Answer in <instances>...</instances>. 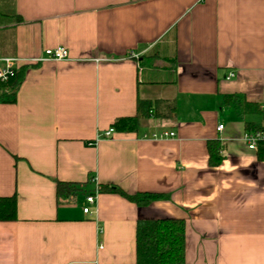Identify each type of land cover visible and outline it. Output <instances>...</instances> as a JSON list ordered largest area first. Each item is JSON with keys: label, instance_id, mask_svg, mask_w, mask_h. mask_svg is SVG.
Here are the masks:
<instances>
[{"label": "crops", "instance_id": "0c3cea01", "mask_svg": "<svg viewBox=\"0 0 264 264\" xmlns=\"http://www.w3.org/2000/svg\"><path fill=\"white\" fill-rule=\"evenodd\" d=\"M0 58L23 61L0 98V198L18 201L0 264H137L138 221L163 219L186 221V264H264V158L243 140L264 128L243 114L264 112V0H0ZM139 101L176 116L97 140ZM58 182L82 191L59 200ZM101 186L165 199L88 206Z\"/></svg>", "mask_w": 264, "mask_h": 264}, {"label": "trees", "instance_id": "16d2710c", "mask_svg": "<svg viewBox=\"0 0 264 264\" xmlns=\"http://www.w3.org/2000/svg\"><path fill=\"white\" fill-rule=\"evenodd\" d=\"M14 18V16H12ZM19 21V19H18ZM18 76V74H17ZM10 91V92H9ZM14 92L3 90L0 98L13 96ZM5 96V97H4ZM9 96V97H10ZM230 99L225 98L224 102ZM160 102L139 101L138 114L133 118L120 119L113 125L115 132L123 134H136L151 116L174 119L176 116V105L166 104L167 112L160 113L158 109ZM243 114H256L264 118V112L252 104L243 106ZM247 132L259 131L254 126L247 125ZM264 129V128H263ZM209 164L217 168L223 163L221 146L218 142L210 143ZM259 159L264 158V144L258 148ZM81 188L67 183H57V197L60 200L70 201L81 192ZM99 194L119 195L138 206H147L155 201L164 200L165 197L156 194L128 195L121 189L114 186H101ZM18 201L17 196L0 198V223H13L17 217ZM186 221L178 219L163 220H139L136 227V255L137 264H186Z\"/></svg>", "mask_w": 264, "mask_h": 264}, {"label": "built area", "instance_id": "2783aa9c", "mask_svg": "<svg viewBox=\"0 0 264 264\" xmlns=\"http://www.w3.org/2000/svg\"><path fill=\"white\" fill-rule=\"evenodd\" d=\"M45 56L43 59L33 60L30 61V63H43V62H60V61H66L69 59V52L64 47H58L56 49L52 50H46ZM0 64H2V67L0 68V94L3 90H6L9 87V84L13 79L16 78L17 73L23 64V61L17 59V58H0ZM234 78V75L231 74L227 78V80H231ZM264 110V107H263ZM224 129V126H219L218 131L222 132ZM115 133V130L112 128L109 131L105 132L97 140L100 139H112L113 135ZM144 140H169V139H175L176 134L172 132H162V133H153L150 135L144 134L142 137ZM244 142L246 143L248 149L250 151H257L259 146L261 144H264V129H261L256 132H247L244 135ZM98 191L96 192V195H88L85 198L86 204L88 206L95 205L97 202V195ZM84 214L88 215L90 214V209L88 207H85L83 209Z\"/></svg>", "mask_w": 264, "mask_h": 264}]
</instances>
